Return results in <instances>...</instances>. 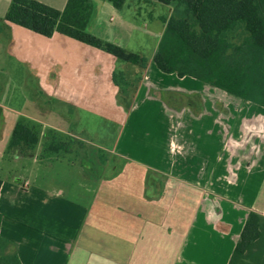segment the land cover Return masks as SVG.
<instances>
[{
  "label": "crops",
  "instance_id": "obj_1",
  "mask_svg": "<svg viewBox=\"0 0 264 264\" xmlns=\"http://www.w3.org/2000/svg\"><path fill=\"white\" fill-rule=\"evenodd\" d=\"M90 1L87 32L142 55L148 43L156 48L165 16L158 3L136 0L150 10L138 21L130 14L141 7L129 0L120 8ZM9 4L0 0V167L20 117L118 162L99 176L87 172L96 183L89 203L64 187L2 177L0 235L21 264H228L248 213L264 216V107L162 73L151 56L126 110L111 76L134 77L137 66L58 32L3 22ZM42 142L10 161L48 163L37 159Z\"/></svg>",
  "mask_w": 264,
  "mask_h": 264
},
{
  "label": "trees",
  "instance_id": "obj_2",
  "mask_svg": "<svg viewBox=\"0 0 264 264\" xmlns=\"http://www.w3.org/2000/svg\"><path fill=\"white\" fill-rule=\"evenodd\" d=\"M108 1L120 8L125 0ZM150 1L170 9L168 15L160 17L163 29L152 55L159 71L190 76L264 107V0ZM91 7L90 0H66L62 9L38 0H10L2 21L46 37L58 32L137 66L140 72L134 77L125 71L113 72L111 76L118 87L117 100L128 110L148 60L87 32ZM57 135L51 128L41 133L40 124L20 117L3 159L33 155L41 136L44 141L37 158L63 153L69 142L85 146L70 136L62 140ZM0 264H21L15 245L1 235ZM228 264H264L263 215L248 213Z\"/></svg>",
  "mask_w": 264,
  "mask_h": 264
},
{
  "label": "rangeland",
  "instance_id": "obj_3",
  "mask_svg": "<svg viewBox=\"0 0 264 264\" xmlns=\"http://www.w3.org/2000/svg\"><path fill=\"white\" fill-rule=\"evenodd\" d=\"M129 1L131 8L141 7L139 13L130 15L138 21H147V13L150 10L145 4L143 2H135L136 0ZM158 9L161 14L168 15L169 13V9L166 6L159 4ZM124 10L127 11V7ZM154 48L155 46L148 43L142 48L143 55L146 58H150ZM107 128V125L102 124L99 130L103 134L110 136L111 130ZM48 129L47 127H41V133ZM56 132L59 139L67 140L68 135L66 133ZM41 140L44 141L43 136H41ZM97 150L101 149H95L90 145L80 146L75 141L69 142L66 151L63 153L56 155L44 154L42 158L48 162L46 164H41L40 161V164L31 163L29 160L14 162L10 161V157L3 159V154L0 177H6V179L8 178L11 181H20L27 178L31 181V184L47 186L52 188L53 191L64 187L65 193L72 199H77L82 203H89L91 193L87 192V190H91L93 186L95 187L96 183H90L85 179L87 172H91L94 176H99L102 173H106V170H112L118 164L112 154Z\"/></svg>",
  "mask_w": 264,
  "mask_h": 264
}]
</instances>
